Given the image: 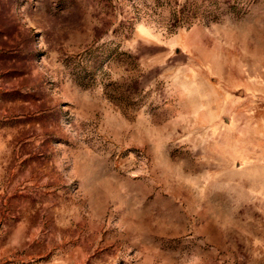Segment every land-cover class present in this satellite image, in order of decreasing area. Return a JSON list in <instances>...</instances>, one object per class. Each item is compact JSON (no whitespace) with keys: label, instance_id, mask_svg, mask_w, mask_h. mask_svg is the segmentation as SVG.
<instances>
[{"label":"rangeland","instance_id":"obj_1","mask_svg":"<svg viewBox=\"0 0 264 264\" xmlns=\"http://www.w3.org/2000/svg\"><path fill=\"white\" fill-rule=\"evenodd\" d=\"M0 264H264V0H0Z\"/></svg>","mask_w":264,"mask_h":264}]
</instances>
